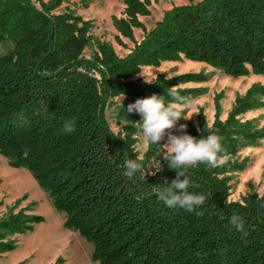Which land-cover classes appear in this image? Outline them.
<instances>
[{
  "label": "trees",
  "instance_id": "1",
  "mask_svg": "<svg viewBox=\"0 0 264 264\" xmlns=\"http://www.w3.org/2000/svg\"><path fill=\"white\" fill-rule=\"evenodd\" d=\"M68 1L0 0V44L10 42L0 54V155L29 169L64 213V226L92 244L98 264H264V193L230 199L233 174L248 163L236 154L264 140V125L241 117L264 107V84L254 82L237 95L225 119L218 93L212 123L200 110L197 122L186 125L197 139L212 125L222 137L221 155L229 157L222 166L198 164L186 172L189 191L207 195L201 216L168 208L152 190L177 177L163 158L168 133L141 155L134 149L141 115L122 106L118 116L125 123L118 131L105 115L110 98L134 103L163 95L167 102L173 86L193 100L204 88L187 84L208 79L203 71L134 78L145 66L188 59L232 77L264 75V0L189 1L166 9L149 30L140 16L150 14L152 0H123L124 15L112 22L133 47L120 56L99 41L89 57L92 20L70 9L57 12ZM135 28L144 32L139 41ZM67 120L75 121L71 133L64 131ZM126 159H141L146 176H124ZM20 205L17 200L0 220V253L15 247L9 234L44 220ZM233 214L243 218V230L229 223Z\"/></svg>",
  "mask_w": 264,
  "mask_h": 264
},
{
  "label": "rangeland",
  "instance_id": "2",
  "mask_svg": "<svg viewBox=\"0 0 264 264\" xmlns=\"http://www.w3.org/2000/svg\"><path fill=\"white\" fill-rule=\"evenodd\" d=\"M189 1L199 0H152L150 14L140 16V20L146 29H151L156 21L160 20L166 9L174 5L186 4ZM123 0H70L64 2L57 12L70 9L81 15L84 19L92 20L91 43L85 48L84 55L89 57L96 49L99 41L109 42L117 54L123 56L130 51L134 42L121 36L112 22V16L124 15ZM144 32L141 28L134 29V39L139 41ZM118 36L120 40H118ZM10 47V42L0 44V54ZM203 71L208 74V79L201 83H189L188 86L203 87L201 95L192 100L194 107L183 114L189 119L181 117L176 125L166 130L177 136L187 134L181 130V125H187L189 121L197 122V116L202 110L212 123L215 115V96L222 92L220 100L221 118L225 119L232 108L237 95H243L254 82L264 84V75L249 74L240 77L226 75L206 63L188 59L181 61H166L159 67L145 66L142 71L134 76L143 80H151L160 73L167 76L187 72ZM131 104L125 96L110 98L105 108V115L110 127L114 131L121 129L125 120L118 116L122 106ZM191 117V118H190ZM243 119H252L256 124L264 125V107L249 110L241 116ZM142 118V117H141ZM136 134L137 143L140 142V127ZM168 136L165 138L164 153L167 150ZM145 151V150H144ZM141 152V155L144 153ZM237 159L247 158L248 163L244 170L233 174L231 181V200H241L248 192L255 190L259 194L264 193V140L259 146L241 148L236 154ZM152 165H158L153 161ZM21 200V205L28 208L32 215H42L44 220L36 223L33 229L24 233H11L9 239L14 240L15 247L12 250L0 253V264H98L91 259L93 246L85 240L77 231L64 226V213L57 211L48 193L38 184L32 173L24 166L15 167L8 163L5 156L0 155V220L9 212L11 206Z\"/></svg>",
  "mask_w": 264,
  "mask_h": 264
},
{
  "label": "clouds",
  "instance_id": "3",
  "mask_svg": "<svg viewBox=\"0 0 264 264\" xmlns=\"http://www.w3.org/2000/svg\"><path fill=\"white\" fill-rule=\"evenodd\" d=\"M168 97L170 99L166 102L163 95H151L137 99L128 105L126 109L128 113L138 112L142 117L139 121L141 122L139 124L140 142L134 145L136 152H143L153 144L158 145L164 139L166 130L172 129L181 117L189 119L183 113L194 107L192 100L180 95L174 86L168 92ZM180 127L183 131L187 126L181 125ZM74 128V120L65 121V132L71 133ZM207 129L209 134L199 139L188 134L177 136L168 133L167 150L163 158L169 162L168 167L176 171L177 177L170 184L165 181L162 185L167 187L164 188L160 187L161 184L152 185V190L158 199L170 209L179 208L188 213L195 212L197 216L204 214L199 209L207 202V195L189 191L192 182L186 172L198 164L216 168L225 164L229 159L227 155H221L222 137L213 130L212 125H208ZM122 167L125 169L123 175L129 180H132L137 172L146 176L141 159H126ZM180 177L184 178L180 179ZM229 223L238 231L243 230L244 220L240 215L233 214L229 218Z\"/></svg>",
  "mask_w": 264,
  "mask_h": 264
}]
</instances>
